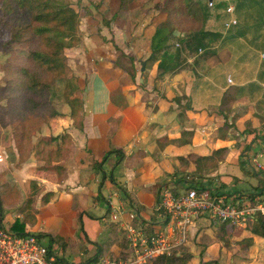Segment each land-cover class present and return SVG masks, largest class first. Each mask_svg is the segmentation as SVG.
<instances>
[{
    "label": "crops",
    "instance_id": "obj_1",
    "mask_svg": "<svg viewBox=\"0 0 264 264\" xmlns=\"http://www.w3.org/2000/svg\"><path fill=\"white\" fill-rule=\"evenodd\" d=\"M105 10L104 14H111L107 7ZM255 12L250 24L238 19L242 32L252 29L250 35L230 46L237 49V59L248 43L259 53L256 63L240 66L238 70L242 73L237 77L241 78L240 84L253 82L264 91V24H260L264 22V15ZM93 14L97 20L91 18ZM115 14L113 11L112 17ZM104 18L100 11H91L80 26L82 46L68 50L71 74L82 87L77 97L85 102L82 129L73 127L71 108L65 105V116L53 119L37 133L31 156L17 168L19 154L14 149L12 127L7 120L0 119V183L8 188L6 204L0 208L3 220L11 228L16 220L28 216L30 223L26 225V232L37 236L45 246H57L62 261L69 264L73 263L71 260L85 263L94 258L99 245L107 243L115 228L125 234L122 225L124 220H129V212L138 214L146 222L158 221L155 206L162 188L173 185L183 191L195 184L192 169L180 171L179 158L189 154L208 156L220 145L215 146L210 138L215 117L194 115L193 111L186 110V105L191 104L196 111L209 107L211 112L212 102L217 101L215 97L236 85L233 75L229 74L224 81L229 84L231 77L234 83L221 87L220 93L201 88L207 84H200V79L223 80L225 70L213 68L215 73L208 76L211 63L205 58L197 61L213 45H201L198 40L195 45L204 52L194 53L186 44L187 37L179 34L176 47L173 45L163 54L159 64L148 63L149 40L155 29L152 32L149 26L144 29L146 17L139 20V26L130 22L131 27L114 22L104 24ZM220 42L222 39L210 50L216 51ZM254 64L256 67L251 69ZM159 67L166 72L160 75L161 79H157ZM146 82L147 87L141 88L140 84ZM250 101H238L234 106L230 119L233 121L237 116V127L230 130L229 136L236 137L233 139L236 142L231 146V141H226L230 158L209 179L202 181L203 186H222L240 193L253 190L257 184L264 187V180L257 175L254 185L234 176V181L221 178L226 175L221 172L222 166L233 165L235 157L247 166V174H252L245 156L253 144L258 141L264 144V100L254 94ZM247 126L255 131L247 130ZM183 131L195 132L192 143L161 147L165 138L179 141ZM66 132L72 139L67 153L61 160H54L50 169L42 170V166L49 165L45 161L41 163L44 157L40 151L51 149L52 145L56 148L61 143L59 140L48 146L46 140ZM258 137L261 139L256 140ZM116 151L123 152L120 161ZM25 205L29 207L23 213ZM119 210L125 213L120 221L114 222L112 214ZM111 250V256L119 252L116 246Z\"/></svg>",
    "mask_w": 264,
    "mask_h": 264
},
{
    "label": "trees",
    "instance_id": "obj_2",
    "mask_svg": "<svg viewBox=\"0 0 264 264\" xmlns=\"http://www.w3.org/2000/svg\"><path fill=\"white\" fill-rule=\"evenodd\" d=\"M134 1L117 0L120 8L129 6ZM212 1L216 4L215 1L217 0ZM263 1L234 0L235 17L243 20L245 24H249L245 19L248 16L253 18L254 11L257 15L262 16L261 13L264 15ZM4 2L6 4L4 22L5 26L9 24L10 26L7 30L8 40L1 44L2 52L7 59L3 70L0 71L3 75L0 80V89H2L3 99L6 100L4 112L13 130L14 149L19 154L18 167H21L28 161L34 150L33 138L52 119L64 116V105L71 108L70 118L73 121V127L82 129L85 102L77 97L82 91L80 82L68 75L67 53L70 48H74L80 43L79 33L83 14L68 0H4ZM155 9L159 14L154 22H158L156 25H152L154 23L152 22L149 26L150 29L155 26V30L149 40L151 56L148 63L159 64L162 55L171 49L179 34L186 35L188 39L186 44L194 53L199 52V46L195 45L198 40H201V45L204 43L212 45L222 39L224 48L220 47L213 52L207 50L205 60L211 63L208 76L210 73H215L216 67L222 71L225 70L226 73L224 72L222 75L223 80H218L214 75H211L215 78V82L200 79V84H207L201 88H211V90H218L220 93V88H225L227 85V82L224 81L227 75L232 74L236 81L235 86L224 89L225 91L221 92V95L215 97L217 101L212 102V106L218 109V113L224 119L218 128L219 140L224 144L208 156L189 154L179 158L180 171L192 169V173L196 177L193 176L192 181H195L197 185H202V181L209 179L212 173L218 171L220 164L225 163L231 155V150L225 145V142L230 130L237 127V116H234L233 121L230 119L236 103L246 99L250 101L254 94L260 95L264 100V91L261 86L253 82L242 85L240 84L241 78L237 77L242 73L238 69L243 63H256L260 55L252 48L251 44L245 43L244 51L238 55L240 58H236L232 47L237 41L245 39L244 37L248 34L250 35L252 29H248L249 32H242L239 22L238 26L226 31V24L230 20V16L226 13L217 14L215 7L209 8L208 5H202L197 0H166L163 4H157ZM88 12L84 14L85 17L90 14ZM15 17L18 19H13ZM0 23H2L1 20ZM260 24H264V22L262 21ZM231 42L234 44H229ZM122 56L125 57L126 55L122 54ZM255 67L254 64L251 69ZM235 70L238 73H235ZM244 71L246 70L243 69ZM156 72L158 74L157 79H161L160 75L166 73L161 67ZM219 77L221 78V76ZM217 82L218 85H215ZM58 85H61L62 88L63 100L60 103L54 102L52 99L53 90ZM186 110L193 111L194 115L205 114L208 118L215 117L214 112L209 111V107L196 111L191 104H187ZM246 128L252 133L255 131L250 129V126ZM194 135L195 132L193 131H183L179 141L165 138L161 147L165 148L172 143L179 146L188 145L192 143L191 138ZM59 140L61 143L54 148L52 144L55 141L59 142ZM71 140L68 132L57 138L46 140V144L52 146L51 149L40 151L44 157L40 161L41 163L45 161V165L49 166H42L41 169H50L54 160H61L67 153ZM116 153L118 154L117 161H120L123 152L116 151ZM2 189L5 191L2 192ZM7 191L6 185L0 183V208L2 204H6ZM33 197L30 199L31 202ZM28 207L25 205L22 212L25 213V209ZM27 223H30V220L28 216H24L23 220H16L10 229L21 237L29 236L31 234L26 232ZM229 229L232 227L225 224L216 232V238L223 241L227 247L230 245L226 238ZM247 229L253 235L264 239V216H258L255 224L248 226ZM204 237V241L209 239L208 236ZM249 241L252 245V240ZM113 246H116L119 251L118 254L114 253L115 259L132 257L125 234L115 228L107 243L99 245L97 255L83 264H95L107 256L110 257ZM193 258L194 255L188 247L183 246L175 250L170 256L156 258L149 264H189Z\"/></svg>",
    "mask_w": 264,
    "mask_h": 264
},
{
    "label": "built area",
    "instance_id": "obj_3",
    "mask_svg": "<svg viewBox=\"0 0 264 264\" xmlns=\"http://www.w3.org/2000/svg\"><path fill=\"white\" fill-rule=\"evenodd\" d=\"M208 6L214 8L216 4L209 0ZM223 13L230 16L226 31L238 26L235 5L229 4ZM203 52V49L199 50L200 54ZM228 82L234 83L231 77ZM260 143L253 144L245 158L250 171L264 180V164L258 161L264 158V144ZM256 186L246 193L230 191L222 186L209 188L197 184L183 191L173 185L164 187L155 206L158 221H143L134 212H129V220H124L122 229L132 257H105L95 264H149L156 258L170 256L180 247L189 246L205 232L219 229L222 225L245 230L255 224L258 216H264V187ZM109 204L111 206L112 202ZM124 213L125 210L113 212L112 220L120 221ZM0 264L69 263H63L57 247L43 245L37 236L21 237L13 232L4 222L0 211Z\"/></svg>",
    "mask_w": 264,
    "mask_h": 264
},
{
    "label": "rangeland",
    "instance_id": "obj_4",
    "mask_svg": "<svg viewBox=\"0 0 264 264\" xmlns=\"http://www.w3.org/2000/svg\"><path fill=\"white\" fill-rule=\"evenodd\" d=\"M165 1L166 0H135L131 6L129 5L123 8H119L120 6L117 0H106L105 3H103V0H68V2L74 5L78 11L81 10L80 12L83 14L81 18V24L84 21H86V19H84L85 18L84 14H86L88 11L90 13L91 11H93V13H95V11L96 12L100 11L101 14L105 17L104 19H102L104 24L105 23L111 24L114 22L119 25L123 24V25H127L131 27L130 22H132L133 24H136L137 26H139L141 25L139 20L141 19L144 20V17H146L145 18L146 21H144V24H145L144 29H146L148 26H151L152 22H154L156 16L159 14L158 11L155 9V6L157 4L165 3ZM197 1L205 6H207L209 2V0H197ZM215 2H216L215 12L217 14L223 13V10L229 4H233V5L235 4L234 0H217ZM262 3H264V1ZM5 7H6V4L4 0H0V20L2 21V23H0V71L3 70V66L6 64V59H7V57L2 52L1 44H3L5 41L8 40L7 30L10 26V24L5 26V22H4ZM105 7L108 8V12H111L112 15H113V11L117 12V14H115L113 17L111 14H108L107 16V14H104V12L106 11ZM91 18H93V20H97L94 14L91 15ZM13 19H18V17H15ZM245 20L249 24L252 22V18L250 16L246 17ZM134 21H136V23ZM157 22L155 21L152 25H156ZM154 27L155 26H152V29L150 30L151 32L153 31ZM79 38H80V43L78 44V47L82 46V39H81L80 33H79ZM229 44H234V43L231 42ZM174 45L176 47V44ZM212 45L213 47H210V49L215 48L214 46L216 44H212ZM223 45L224 43L222 41L220 42L218 46L219 48L220 47L224 48ZM236 50L237 49H235L234 51ZM206 51L202 55H200V57L197 58L198 62H201L202 60L204 61ZM210 51L213 52V50H210ZM67 56H68V66H69V60H71V52L68 51ZM68 75L70 78L72 77L76 79V77L71 74L70 67H69ZM2 76L3 75L0 73V80ZM140 85H141L140 86L141 88H145L147 87V82L140 84ZM226 86H229V84L227 83ZM3 98L4 97H3L2 89H0V119H5L8 121L7 117L5 116V112H4L5 106H6V100H4ZM52 99L54 102H57V103L62 102L63 97H62L61 85H58L57 87L54 88ZM211 109L217 115L215 114V118L213 119L214 124L211 128L212 134L210 135V138L213 142H215L213 143L215 144V146H216V143H218V145L221 146L224 143H222L219 140L218 128L222 125V123L224 122V119L218 113V109L215 106H211ZM235 110H237V106ZM54 119H57V118H54ZM235 138L228 136L227 141L228 140L231 141V144H230L231 146L235 144L236 141L233 140ZM225 145L229 146L227 142L225 143ZM235 159L236 161L233 162V165L228 164V165L222 166L221 172H223V174H226V175L221 176V178L224 180L232 179L234 181L235 178L232 177L234 176L236 178L250 181L254 185L257 181L256 180L257 176L253 172L252 174H247L248 172L247 166H245V164L244 165L242 164L239 157L238 158L235 157ZM258 161L264 164V158H260ZM16 162L18 163V161ZM15 166L18 168V164H16ZM104 194L107 195L106 193ZM108 221H110V219H108ZM217 231L218 229L214 228L207 233L205 232L204 236H208L209 238L208 240L204 241L205 237L203 236V238H201L200 241H194L189 246H187L188 249L194 254V258L189 264H201V262L202 264H205V263L207 264H214V263H217V264H264V240L263 239L254 237L253 234L248 229H245V230L229 229L226 238L227 240H229L230 245L229 247H227L225 246V243L223 241H219L216 238ZM249 240H252L253 242L252 245L249 243L250 242ZM247 244H250V245L247 246ZM110 257H113V256H110ZM80 261L81 260L78 259V263H76L74 262V260H71L70 262H73V263H70V264H83L82 262L79 263Z\"/></svg>",
    "mask_w": 264,
    "mask_h": 264
},
{
    "label": "water",
    "instance_id": "obj_5",
    "mask_svg": "<svg viewBox=\"0 0 264 264\" xmlns=\"http://www.w3.org/2000/svg\"><path fill=\"white\" fill-rule=\"evenodd\" d=\"M143 66H145V64H143ZM144 69V68H143Z\"/></svg>",
    "mask_w": 264,
    "mask_h": 264
}]
</instances>
